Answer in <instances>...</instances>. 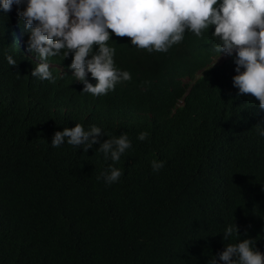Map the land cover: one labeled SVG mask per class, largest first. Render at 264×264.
Wrapping results in <instances>:
<instances>
[{
  "label": "trees",
  "instance_id": "trees-1",
  "mask_svg": "<svg viewBox=\"0 0 264 264\" xmlns=\"http://www.w3.org/2000/svg\"><path fill=\"white\" fill-rule=\"evenodd\" d=\"M213 31H188L166 53L110 38L131 79L95 97L71 55L48 59L52 83L0 43V264H208L249 238L264 253V110L233 87L232 57L214 62ZM76 124L101 127V142L127 133L132 147L114 164L98 144L52 147ZM109 164L123 172L111 185L98 179ZM232 223L239 237L223 240Z\"/></svg>",
  "mask_w": 264,
  "mask_h": 264
},
{
  "label": "clouds",
  "instance_id": "clouds-1",
  "mask_svg": "<svg viewBox=\"0 0 264 264\" xmlns=\"http://www.w3.org/2000/svg\"><path fill=\"white\" fill-rule=\"evenodd\" d=\"M210 27H214L218 58L221 54L233 58L232 84L238 95L250 93L264 110V0H0V43L11 54L36 64L31 76L55 83L51 68L60 67L48 59L71 55L72 77L83 83L82 93L94 97L131 79L128 71L115 66L116 50L106 43L112 33L131 38V45L149 53H166L184 40L186 32L201 37ZM6 60L9 66L17 65L12 55ZM86 74L96 81L94 86ZM255 129L264 138V126L257 124ZM105 136L101 127L85 129L76 124L55 132L51 145L66 142L87 152L98 144L97 151L114 164L132 147V141L122 133L101 142ZM148 136L140 132L137 139L145 141ZM113 164L98 177L108 185L123 175ZM164 166L163 160L151 163L153 172ZM238 232L236 225H228L223 240ZM208 264H264V253L256 249L253 239H243L225 246Z\"/></svg>",
  "mask_w": 264,
  "mask_h": 264
},
{
  "label": "rangeland",
  "instance_id": "rangeland-1",
  "mask_svg": "<svg viewBox=\"0 0 264 264\" xmlns=\"http://www.w3.org/2000/svg\"><path fill=\"white\" fill-rule=\"evenodd\" d=\"M110 32V31H109ZM110 38H121V37H118V36H116L114 33H112L111 34V36H110ZM226 56L225 55H222L221 57H219L218 59H217V61H216V59H214V62L216 61V62H220V61H222L224 58H225ZM215 62V63H216ZM189 80H185V82H188Z\"/></svg>",
  "mask_w": 264,
  "mask_h": 264
}]
</instances>
